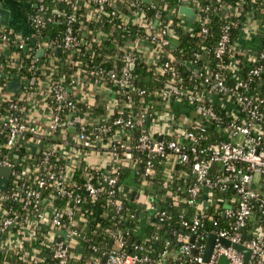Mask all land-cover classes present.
I'll list each match as a JSON object with an SVG mask.
<instances>
[{
    "label": "built area",
    "instance_id": "1",
    "mask_svg": "<svg viewBox=\"0 0 264 264\" xmlns=\"http://www.w3.org/2000/svg\"><path fill=\"white\" fill-rule=\"evenodd\" d=\"M69 1L72 2L70 9L66 11L64 8L54 7L52 13L46 7V0H26L22 12L30 24L32 31L30 35H18L0 24V55L2 53L5 55L4 63L18 68L23 66L27 60L22 55L16 59L19 53L11 51L8 40L9 33H13L18 40L19 49L24 50V47L28 46L26 52L31 59V64L27 71L31 75L24 80H33L32 84L30 82L23 84L18 77L22 85L18 91L23 103L22 108L19 109L17 104L10 102L11 111L0 115V138L2 139L0 149H5L0 151V166L11 168L7 189H0V201L10 198L18 199L22 202V209L31 210L29 216L26 217L9 215L0 220V235L10 226L13 227L8 231L7 236L1 238L0 245L4 252L8 248L15 247L26 260L35 261L37 250L29 244L38 234H41L49 248V256L55 259L57 264H67L70 248L80 245V239L85 236V233L81 231L82 218L77 213L80 196L66 188L70 183L68 164L78 162L81 157L84 159L85 154H90L95 148L102 149L107 154V160L114 163L119 158L118 148L121 147L115 143L116 136L120 137L126 128H134L137 137L131 149L144 153L146 159L144 168L138 175L140 178L150 180L158 160L173 166L186 164L191 161V158L194 159L192 170L195 182L184 190L185 196L177 198V201L193 209L191 223L187 218L181 221L183 230L188 228L197 234L195 230L201 225L200 220L206 216V208L200 198L202 187L210 189L208 195H211L212 200L209 196L208 200L216 205L215 208L213 206L214 209L217 208L216 210L220 207L216 204V200H219L226 191L232 189L236 193L235 205L226 207L221 212L222 215L232 219L229 229L210 232L216 235V242L207 264H217L221 255L227 258L228 264L243 263V254L231 246H224L219 242V238L228 239L231 244L237 243L251 249L248 264H264V232L258 234L255 228V231L252 230L255 232L252 237L248 235L245 237L243 233L244 227L253 220L255 214L264 222V114L260 110V105L264 100L256 95L249 81L252 77H260L264 72V43L255 52H238L235 48V40L238 36L233 40L230 36V15L221 12L224 6L223 0H209L212 11L222 15L226 24L222 27L213 49L204 46L195 51L188 60V72L181 73L177 68L179 60L165 48L169 43L175 44L176 29L188 34L195 30H198L200 34H207V14L203 11H208L209 7L203 10L198 6L195 8L194 3L196 4L197 0H178V7L166 8H164L166 0H152L150 3L143 0ZM185 2L189 3L194 13L193 20H188L186 15L179 13L180 6ZM109 6L113 7L108 10ZM242 8L243 6L239 4L231 11V14L242 19L241 31L250 24L252 19L257 22L264 21V15L258 14L259 12L255 13L253 9L244 11ZM261 9L264 10V0L260 3ZM110 17L119 19V26L128 30L123 38L128 47L122 51L118 48L117 52L120 53H115V57H111V68L105 69L102 65H97L83 76L80 77L76 73L67 80L56 77L52 70L45 75H37V72L44 68L42 58H45L44 61L48 62L53 69L56 54L63 51L73 52L81 48L103 47L107 33L103 30L102 22ZM60 21L64 24L62 36L44 38L42 29L50 23ZM85 23L91 26L87 27ZM31 38L35 39L33 45L30 44ZM39 50H43L42 56L36 54ZM165 51L167 52L166 57H164ZM233 53H243L248 55L249 59L258 61L249 70L247 75L249 79L241 78L235 71L228 75L223 74L210 66L211 57L220 62L225 55H229L231 65H234ZM117 59L122 61L121 65H117ZM66 61L71 62L70 59ZM140 62L152 65L157 73H165L168 77L165 87L154 92L167 103L169 110L165 115L166 121L163 125L169 122V125L165 127L172 132V135L166 138L162 132L154 133L150 129V124L146 122L151 114L144 112L136 116V123L122 115L117 116L112 121L114 135L112 133L103 135L105 132H110L111 126L102 124L104 117L98 114L92 117L90 110L95 101L106 102L107 106L113 110L115 108L114 93L121 87L129 89L132 87L133 69ZM47 78H51L48 79L49 82L40 86L39 80L45 81ZM198 80H201L200 83ZM104 91L108 94L104 95ZM33 93L36 96L40 95L41 114L43 115V111L46 110L47 119H42V117L32 120L24 117L28 105L35 102L31 95ZM12 94L14 93L9 92L6 87H0V102L4 99L11 101ZM178 101L188 103L196 116L191 118L190 125L182 121V125L179 124L176 127L183 130L177 137L174 127L171 126L173 118H170L169 111L171 103ZM64 109L68 116L66 121L60 117ZM223 111L226 115H223ZM76 117L78 121L75 120ZM71 126L76 129L74 133L69 131ZM206 128L217 132L222 139L209 146H200L199 143L203 137L201 132ZM25 135L28 136L30 144L37 145L36 149L39 140L43 141L40 148L44 146L41 152L42 160L34 167L38 175L33 184H27L25 173L16 167L22 164L25 155L19 158L13 152L18 141ZM68 137H71L70 143ZM54 138L59 139L61 143L52 141ZM69 145L81 152L74 161H70L66 154L65 148ZM29 148L30 146L25 149L29 150ZM55 152L60 153L64 160V166L58 171H53L49 164V159ZM87 164L90 169L102 174L103 180L111 187L109 194H115L116 177L106 175L102 172L103 169L95 165ZM86 179L84 188L88 193L91 195L99 193L100 187L94 185L89 176ZM48 182L53 183L58 195L64 199L63 204L57 205L56 196L43 198V190ZM162 187H167V181L163 182ZM113 204L117 211L122 208L121 202L115 200ZM146 205L155 213L156 221L162 222L168 217L162 207L158 209L149 201ZM4 212L0 207V217ZM130 218L139 221L133 208L130 211ZM213 223L217 224L216 221ZM15 228L17 229L16 234L12 232ZM13 235L19 236V239L9 243L8 240L14 237ZM207 237L208 235L205 241ZM152 238L156 240L157 236L152 235ZM138 241L133 246L135 251L127 252L120 248L122 243L117 237H113L114 243L111 241L113 244L111 243L110 249L101 253L103 255L102 264H143L147 262L148 257L141 256L140 251H146L149 248L141 246ZM23 243L29 245L25 252L21 249ZM204 244L205 242L197 245L195 239L193 243L187 241L181 244L178 253L188 255L192 249L200 247V252L193 257L192 264H202ZM91 248L93 251L98 250L95 246ZM38 259L41 262L46 260L44 256ZM161 262L162 258H159L156 264Z\"/></svg>",
    "mask_w": 264,
    "mask_h": 264
},
{
    "label": "trees",
    "instance_id": "2",
    "mask_svg": "<svg viewBox=\"0 0 264 264\" xmlns=\"http://www.w3.org/2000/svg\"><path fill=\"white\" fill-rule=\"evenodd\" d=\"M19 1L25 2L26 0ZM166 1L167 2L165 3L164 8L173 6L178 7V0ZM261 1L263 0H223L224 6L221 9V12L228 13L230 15V36L232 40L239 35L243 26V21L240 17L231 14V11L236 6L241 4L243 6L242 10L244 11L253 9L255 13L259 12L258 14L264 15V10H260ZM162 5L163 4H161V6ZM196 6L202 10L205 7H209L208 11H203V13L207 14V34H200L198 33V30L188 34L182 32V30L176 29L177 39L175 40V44L171 45L169 43L165 48L167 52H170L179 60L177 68L181 73L188 72V60L191 59V56L195 51H198L204 46L209 49H213L221 34L222 27L226 24V20H224L222 15L212 11V5L209 0H197L196 4L194 3L195 8ZM46 7L48 11L52 13L54 7L64 8L67 11L70 7H72V2L69 0H46ZM112 7L113 6H109L108 10ZM23 10L24 9L22 8V11ZM85 24L87 27L90 25L89 23ZM102 26L104 32L107 33L105 37V45H103V47H90L87 49L81 48L73 52L63 51L60 54H56L53 69H51L48 62L44 61L45 58H42L41 60L44 62L45 67L38 71L37 75H45V73H49L52 70L53 75L61 77L62 80H67L71 77V75L76 73H78L81 77L86 74L88 70L97 65H102L105 69L111 68V57H113L115 53H120L117 52L118 48L122 51L128 47L123 41L124 35L128 32V30L119 26V19L116 17H110L108 20L103 21ZM6 31H8V29H6ZM63 31L64 24L60 21L46 25V27L42 29V34L44 38H55L61 37ZM8 43L9 46H11V51H17L20 55L27 58V60L21 67H10L4 63L5 55L2 53L0 55V87H6L7 82L13 74L17 75L22 83L27 76L31 75L30 72L27 71V68L31 64V59L26 51L18 48V40L13 33H9ZM166 51L164 53V57L167 56ZM232 57H234V65H231L232 61L229 55H225L223 60L220 62L215 61L211 57L209 59V63L213 69L219 70L223 74L228 75L235 71L241 78L249 79L247 76L248 72L252 67H254V65H256V63H258V61L256 62L249 59V56L243 53H233ZM69 59L71 62L66 61ZM73 61H75V63H73ZM121 63L122 61L117 59V65H121ZM2 73H7L8 76H2ZM259 79L260 77H252L249 81L251 86L256 91V95L260 98L262 97L264 100V93L260 90ZM167 81L168 77L165 73L159 74L152 65H146L144 62H140L133 69V77L131 79L132 87L130 89L121 87L114 93L115 108L112 110V108L110 109L107 106L106 102L100 103L99 101H95L93 108L90 110V115L93 117V115L98 114L104 117L102 124L108 127L111 126L112 129L110 132H105L103 135L111 133L114 135L115 130L112 125V121L119 115L130 118L134 123H136V116L140 112H144L145 114L150 113L151 115H149V118L146 120L148 124H151L152 122L163 124V122L166 121L165 115L169 109L166 101L162 97L156 95L155 92L164 88ZM200 81L201 80H198V83H200ZM233 88H235V86H233ZM12 96L13 99L11 101L4 99L0 102V115L7 114L11 111L9 107L10 102L17 104L19 109L22 108L23 103L20 95L18 93H14ZM128 97H130V100H128ZM53 104L55 105L54 102ZM260 110L264 114V101L263 104L260 105ZM218 112H220L219 109ZM223 115H226L224 111ZM60 117L63 121L67 120L68 116L66 115L65 109L61 111ZM171 124L172 126L177 127L180 122L174 118L171 120ZM201 134L203 137L199 143L200 146H209L222 139L221 135L209 128H206L203 132H201ZM136 137L137 135L134 128H126L124 133L120 135V139H116L115 143L121 146L118 148L119 158H126V151L128 149L127 146H130V151L134 155L133 160L136 162L134 170L137 177L140 171L144 168L146 159L144 153L131 149V145L135 143ZM165 137L170 138L169 135H166ZM1 140L2 139L0 138V141ZM52 141L61 143V141L56 138ZM29 144L30 141L28 140V136L25 135L18 141L16 149L13 152H15L19 158L25 155V159L22 161V164L16 165V167L18 170L25 173L26 183L33 184L36 176L38 175V171H34V167L38 162H40V160H42L41 152L44 146L40 148L42 145L39 146L38 144V148L31 152V148H29V150L25 149L29 146ZM3 149H0V151H3ZM193 161L194 159L191 158V161L186 164L173 165L174 169L179 168L185 172V178L189 175L187 186H190L195 182V176L192 170ZM162 163V160H158L155 163L154 170L157 168L162 170L164 168V165H161ZM49 164H51L50 167L53 171H58L59 168L63 167L64 160L61 157V154L55 152L51 155ZM88 166L89 165L82 157L78 162L68 164L70 183L66 186V188L73 194H79L80 196L77 213L82 218L81 231L85 233V236L80 239V246L82 248L80 252L77 251L76 246H72L70 248V257L67 264H102L101 259L103 255L101 253L110 249L113 237H117L118 241L122 243L120 248L125 249L127 252L135 251L133 246L138 240L140 241L141 246L145 245L144 240H142L140 236L138 228L139 221L132 220L130 218L132 203L130 201L129 192H127L125 188H121V180L124 178V174L120 176L122 169L119 167L117 170H102V172L106 175L115 176L117 179L115 194L110 195L109 190L111 187L103 180L102 174L96 173ZM153 175L155 174H152V176ZM88 176L94 185L100 187V191L96 195L89 194L84 188V184L87 180L86 177ZM158 180H160V184H163V180L160 177H158ZM166 181L167 187L164 188L163 193H167L165 198V201L167 202L162 206V209L166 212V215L169 218L166 217L162 222L156 221V227L158 229L147 234V238L151 243L150 247H148L149 249L146 251H140V254L141 256H147L149 260L143 264H156V261L159 258H162V262L160 264H192L193 257L199 254L201 248L197 247L188 255H180L178 251L182 244V234H179L178 237L175 238V234L181 229V221L185 218V215L183 214L184 209L188 208L189 211L192 209L184 203L177 201L178 197L185 196V192H182L180 188H178L175 180L173 178H168ZM52 196H56L57 205L64 203V199L58 195L53 183L48 182L46 184V188L43 190V198L45 199ZM115 200L117 202H121L122 204V208L119 211H117L116 206L113 204V201ZM21 204L22 202L18 199L10 198L1 200L0 207L5 212L0 217V220L9 215L16 217L21 215V218L29 216L31 210L22 209ZM134 212L138 217V211L135 209ZM191 213L193 215V210ZM205 213V218L200 220L201 225H199L195 230L197 234H195L194 239L196 240L197 245L199 243H204L206 235H208L211 231L229 229V226L232 223L231 218L222 215L219 210L214 209L212 206L207 207L205 209ZM187 219L188 222L191 223L192 220L190 218ZM213 221H216L217 224L215 225ZM253 224L256 231L264 229L263 221H249L243 229V233L249 237L255 235V232L252 231ZM12 232L16 234L17 229L15 228ZM183 234L190 236L194 235V232H191L188 228H186L183 230ZM152 235L157 236V244H154L156 241L152 238ZM45 242L46 240L41 234H38L37 237L30 242V247L32 246L37 250L35 261L26 260L15 247H11L6 249L4 253L0 251V264H57V261L49 256L50 251ZM29 245L28 243H23L21 245V249L25 252L28 250ZM91 246H95L98 250L93 251ZM40 256H44L46 260L44 262L39 261L38 257Z\"/></svg>",
    "mask_w": 264,
    "mask_h": 264
},
{
    "label": "crops",
    "instance_id": "3",
    "mask_svg": "<svg viewBox=\"0 0 264 264\" xmlns=\"http://www.w3.org/2000/svg\"><path fill=\"white\" fill-rule=\"evenodd\" d=\"M24 2H21L19 0H0V8L5 9L8 11V24L7 28L11 31L17 33L21 36H26L31 34V27L30 24L27 22L26 18L23 15L22 8L24 7ZM20 13V16L23 17L25 20V24L23 22H14L12 23L11 17L13 14ZM1 24V23H0ZM3 25V24H1ZM5 26V25H4ZM235 48L238 52L243 53H250L255 52L260 49V47L264 43V21L257 22L256 20L250 21V24L247 27H244L243 30L239 33L237 39L235 40ZM260 90L264 93V72L260 76ZM104 95L108 94L107 91L103 92ZM40 95L33 96L34 103H31L28 105V108H26L24 112L25 118H30L32 120H38V119H47L48 118V112L46 110L43 111V115L41 114V107H42V100L39 97ZM38 100V102H37ZM171 110L170 112V118L177 119L178 122L182 125V121H185L187 117L189 118H195V113L192 109V107L182 101L173 102L170 105ZM47 117V118H46ZM172 126V125H171ZM174 127V126H173ZM176 129V127H174ZM117 139H120V137L117 135ZM69 143L70 140L68 139ZM41 140L38 141V144H40ZM126 151V158H118L117 161L114 163H111L107 160L104 151L100 148H95L93 150V153L90 157V162L92 165H95L101 169H108V170H117L119 167L122 169L120 176L124 174V178L121 180V188L129 192L130 195V201L132 203V208L136 211H138V219L139 224L138 228L140 231V236L142 240H144L146 247H150V241L147 238V234L153 232L154 230H157L156 227V220H155V213L152 212V210L149 209V206L146 205V203L152 202L155 207V199L163 206L166 204L165 198L167 193H163L164 188L162 187V184H160V180H158V177H160L163 182L168 180V178H173L180 190L183 192L188 185V177L185 178V172L180 170L179 168H175L166 162H163L161 165H164V168L161 170L159 168L153 170L152 174H155L152 176L150 180H145L146 182H143L144 179L140 178L139 176L136 177L135 173V161L133 160L134 155L130 151V148L127 146ZM66 149V154L68 155V158L70 161H74L78 155H80V150L76 151V149L73 146H70ZM88 154L86 153V156ZM84 159L85 156H84ZM157 178V179H156ZM132 192L135 194L132 196ZM154 194V197L152 196V200L149 199L151 197V194ZM145 195L144 200L142 201L143 196ZM211 199V195H208ZM237 195L236 193L230 189L226 191L221 198L216 200V204L220 207L218 208L220 212L225 207V205L233 206L236 203ZM212 200V199H211ZM210 200L209 206H214L213 202ZM146 201V202H145ZM209 201V200H208ZM208 206V207H209ZM228 208V207H227ZM192 209V208H191ZM217 209V208H216ZM193 210V209H192ZM192 210L189 211L188 208H185L183 211V214L185 215V218H192ZM190 212V213H189ZM60 232V231H59ZM179 232V231H178ZM178 232L175 234V238L178 237ZM258 234L264 232L263 230H257ZM182 234V243H185L188 241L189 236ZM14 237L9 238V243L13 241H18L19 236L13 235ZM151 238V237H150ZM154 239V238H153ZM6 240V242H8ZM156 242L154 244H157L158 240H155ZM0 248H2V245H0Z\"/></svg>",
    "mask_w": 264,
    "mask_h": 264
},
{
    "label": "water",
    "instance_id": "4",
    "mask_svg": "<svg viewBox=\"0 0 264 264\" xmlns=\"http://www.w3.org/2000/svg\"><path fill=\"white\" fill-rule=\"evenodd\" d=\"M143 1L146 2V3H150L152 0H143ZM179 13L186 15L188 20H193L194 19V13L192 12V9L189 6L188 2H185L182 6H180ZM0 23L5 25V26H7V24H8V11L5 10V9H2V8H0ZM34 42H35V39L31 38L30 39V44L33 45ZM27 48H28V46H25L24 47V51H26ZM58 53H60V51H58ZM36 54L38 56H42L43 55V50H39ZM2 76H6L7 77L8 74L7 73H2ZM11 77L13 79H11V80H9L7 82L6 89L9 92H12V93H18V91L21 89L22 85L19 83L17 75L13 74V75H11ZM29 82H30V84H32L33 80H31V81L24 80L23 84H28ZM75 116H76V114H75ZM75 120L78 121V117H76ZM75 130L76 129H75L74 126H71L69 128V131L72 132V133H74ZM68 139L70 140L71 137H68ZM42 144H43V142H41L39 144V146H41ZM29 146L31 148V152L35 151V149L37 147V145L34 144V143L29 144ZM10 173H11V168L10 167L0 166V189H2V190H6L7 189ZM201 189H202L201 198H202V201H203V206L205 208H207L209 206L208 192L210 191V189H208L207 187H202ZM134 194L135 193L132 192V196ZM150 194H151V197H149V199L152 200V196L154 197V194H152V193H150ZM155 203H156V207L158 209H160L162 207V205L157 201V199H155ZM225 207H229V205H225ZM256 220H261V217L257 216V214L254 215L253 222H255ZM12 229H13V227L10 226L8 228V230L4 231L0 235V241H1V238L3 236H7L8 231H10ZM252 230L255 231L254 224L252 225ZM180 233H183V227H181V229L179 230L178 234H180ZM244 236L247 237L246 234ZM194 238H195V234L194 235H190L189 239H188V242L189 243H193L194 242ZM215 242H216V235L214 233H209L208 237H207V239L205 241V244H204V251H203V255H202V261H203L202 264H207V262L209 261L210 256H211L212 251H213V247L215 245ZM219 242L221 244H223L224 246H231L234 250L242 253L243 254V263L242 264H248L249 263L250 256H251V249H249V248H247V247H245V246H243L241 244H237V243L231 244L230 241L228 239H225V238H219ZM76 249H77L78 252H80L82 248H81L80 245H77ZM0 251L4 253V249L0 248ZM192 251H194V249H192ZM104 260H105V257H104L103 261ZM217 264H228V260H227V258L224 255H221L218 258Z\"/></svg>",
    "mask_w": 264,
    "mask_h": 264
},
{
    "label": "rangeland",
    "instance_id": "5",
    "mask_svg": "<svg viewBox=\"0 0 264 264\" xmlns=\"http://www.w3.org/2000/svg\"><path fill=\"white\" fill-rule=\"evenodd\" d=\"M18 14H19V15H17V14H13V15H12V17H11V21H12V23H14V22L16 21V22H23V24H25V20L23 19V17L20 16V13H19V12H18ZM19 56H20V54L16 55V59L19 58ZM44 67H45V66H44ZM48 79H51V78H47V80H45V81L39 80V85H40V86L45 85L46 83L49 82ZM31 95H32V96H35V93H33V94H31ZM185 123H186L187 125H190V124L192 123L191 118L187 117L186 120H185ZM168 125H169V122H165V126H168ZM165 126H164L163 124H160V123H157V122H152V123L150 124V129H151L154 133L162 132V133H164L165 135H169V136H171V135H172V132H171L169 129H166ZM175 131H176V135H177V137H178V136L182 133L183 130H182V128H176ZM92 153H93V151H92L90 154H88L87 156H86V154H85V158H86L85 161H86L87 163H89V164H92V163L90 162V157H91ZM143 182H146V181L143 180ZM144 198H145V195L143 196L142 201L144 200ZM73 255H74V254H73Z\"/></svg>",
    "mask_w": 264,
    "mask_h": 264
}]
</instances>
